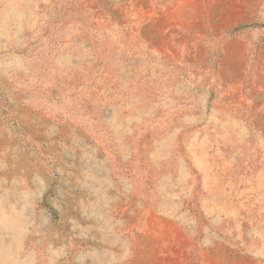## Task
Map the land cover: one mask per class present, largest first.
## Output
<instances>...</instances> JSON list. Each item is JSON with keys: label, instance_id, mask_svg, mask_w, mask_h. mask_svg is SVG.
<instances>
[{"label": "rangeland", "instance_id": "rangeland-1", "mask_svg": "<svg viewBox=\"0 0 264 264\" xmlns=\"http://www.w3.org/2000/svg\"><path fill=\"white\" fill-rule=\"evenodd\" d=\"M0 264H264V0H0Z\"/></svg>", "mask_w": 264, "mask_h": 264}, {"label": "trees", "instance_id": "trees-1", "mask_svg": "<svg viewBox=\"0 0 264 264\" xmlns=\"http://www.w3.org/2000/svg\"><path fill=\"white\" fill-rule=\"evenodd\" d=\"M48 209H50V213H51V215H52V218H53L54 220H56V219H57L56 211H55L54 209L50 208L49 206H48Z\"/></svg>", "mask_w": 264, "mask_h": 264}]
</instances>
